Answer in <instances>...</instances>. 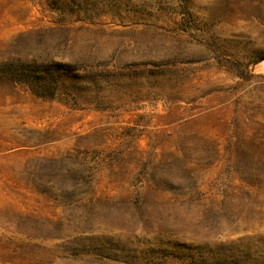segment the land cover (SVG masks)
I'll use <instances>...</instances> for the list:
<instances>
[{
	"label": "rangeland",
	"instance_id": "rangeland-1",
	"mask_svg": "<svg viewBox=\"0 0 264 264\" xmlns=\"http://www.w3.org/2000/svg\"><path fill=\"white\" fill-rule=\"evenodd\" d=\"M0 264H264V0H0Z\"/></svg>",
	"mask_w": 264,
	"mask_h": 264
},
{
	"label": "trees",
	"instance_id": "trees-1",
	"mask_svg": "<svg viewBox=\"0 0 264 264\" xmlns=\"http://www.w3.org/2000/svg\"><path fill=\"white\" fill-rule=\"evenodd\" d=\"M42 69H31L29 72L23 69L24 77L23 82L26 83L33 92L49 89L52 83L60 80H54L51 68L41 67ZM56 70V69H55ZM59 86H57V89Z\"/></svg>",
	"mask_w": 264,
	"mask_h": 264
}]
</instances>
